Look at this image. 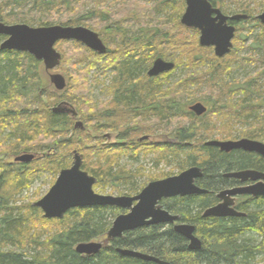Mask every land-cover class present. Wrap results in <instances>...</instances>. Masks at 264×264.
Wrapping results in <instances>:
<instances>
[{
  "label": "trees",
  "instance_id": "obj_1",
  "mask_svg": "<svg viewBox=\"0 0 264 264\" xmlns=\"http://www.w3.org/2000/svg\"><path fill=\"white\" fill-rule=\"evenodd\" d=\"M230 1L237 4L233 14H247L246 23L261 28L251 48L264 51V26L250 8L252 2L257 6L261 3L211 0L224 13L230 12ZM185 8V0H0V22L37 27L85 26L99 33L108 48L101 55L79 42H63L67 46L61 51L59 70L67 79V87L54 102L67 100L75 106L85 123L83 130L75 129L67 114L55 113L54 102L44 101L39 60L29 53L0 49V148L11 139L12 152L37 154L31 163L17 164L3 161L2 156L10 151L0 150V264H159L124 255L118 251L120 248L170 264L263 262L257 257L264 253V196L239 199L237 210L245 216L204 214L219 202L216 193L227 182L224 174L251 168L264 172V157L256 153H226L205 145L208 136L217 134L226 139L227 133L220 127L221 121L230 122V115L223 112L225 107L235 124L248 127L249 139L264 137V84H259L264 75L249 74L242 82L234 81L233 92H229L228 78L244 61L236 50L218 58L212 48L200 46L196 31L194 39L193 35L189 37L190 29L181 24ZM237 24L242 34L240 22ZM255 28L252 26L251 31ZM248 36H241V41L245 43ZM3 38L0 35V46ZM189 41L194 45L192 49ZM158 57L174 62L175 67L158 77H149L147 71ZM246 62L255 61L249 58ZM182 67L180 78L169 84V77ZM98 84L102 90L97 99L93 88ZM202 88L204 91L198 94ZM217 92L224 103L221 111L212 101ZM104 98L108 99L101 101ZM197 102L208 107L201 117L190 111ZM106 131L117 132L118 142L109 140ZM159 133H166V139L139 141L145 134ZM75 152L82 154L83 170L96 178L95 190L103 194L134 196L149 181L175 175L163 171L158 176L146 174L144 160L154 155L159 157L153 158L155 166L176 162L174 169L179 172L201 167L203 177L197 183L207 193L165 199L161 204L181 222L196 227L202 247L191 250L189 241L173 225L155 224L128 231L122 238L104 244L98 253L84 255L76 251V246L106 238L113 220L123 210L115 206L73 208L63 219H47L35 206L22 212L26 207L17 205V198L32 178L48 173L53 176L52 186L60 171L71 166ZM130 162L137 163L136 167L129 169L126 164ZM17 165H21L20 172ZM139 177L147 179L140 186L136 183ZM42 223L61 227L43 240L45 232L39 228ZM249 232L260 236L261 242L247 239ZM9 246L12 248L8 251L2 250Z\"/></svg>",
  "mask_w": 264,
  "mask_h": 264
},
{
  "label": "water",
  "instance_id": "obj_2",
  "mask_svg": "<svg viewBox=\"0 0 264 264\" xmlns=\"http://www.w3.org/2000/svg\"><path fill=\"white\" fill-rule=\"evenodd\" d=\"M186 9L181 17V24L199 31V42L202 47H214L218 58L228 55L233 49V39L236 26L230 21L248 19L246 14L226 15L211 0H185ZM264 25V11L258 16ZM0 35L6 36L0 49L2 51H18L29 53L42 61L49 72L51 83L58 91L67 86L66 77L62 73H52L62 61V54L56 48L61 40L76 41L99 54L107 53L106 44L99 33L85 26L50 25L34 27L28 24H5L0 22ZM175 63L162 57L154 60L148 71L150 77L159 76L174 69ZM70 108L62 104L53 108L55 113L70 112ZM190 110L198 116L205 114L207 106L202 102L194 103ZM78 123L77 125H80ZM206 145L217 146L224 152L245 150L264 156V142L243 138L240 140L209 141ZM34 154L25 153L17 156L15 162L30 163ZM83 157L76 152L70 168L63 169L49 192L35 203L43 211L47 219H63L73 208L92 206H115L128 211L120 214L114 220L107 233V241L122 238L128 231L154 224H174L175 230L189 241L191 250L202 247L201 239L196 235L193 224L180 223L179 216L164 209L160 202L165 198L207 193L208 190L199 187L196 180L203 176L202 168L192 166L178 175L167 177L149 183L136 196H115L96 193L94 185L96 178L82 169ZM227 177L252 180L255 184L248 187L233 188L221 191L217 196L221 202L205 211L208 217L245 216L235 208V198L239 195L253 197L264 196V173L256 170H243L226 174ZM258 181V182H257ZM104 244L101 242H84L76 246V251L84 255L98 253ZM124 255L137 257L159 264H170L154 256L128 249H118Z\"/></svg>",
  "mask_w": 264,
  "mask_h": 264
},
{
  "label": "rangeland",
  "instance_id": "obj_3",
  "mask_svg": "<svg viewBox=\"0 0 264 264\" xmlns=\"http://www.w3.org/2000/svg\"><path fill=\"white\" fill-rule=\"evenodd\" d=\"M260 3H262L260 6H257V4H254L256 2H252V5H251V9L255 12H253L255 15L254 17L257 18V16H259L263 11H264V0H258ZM228 7H227V10L230 11L228 13H225L227 15H234L232 12L233 11H237V4L234 3L233 1H230L228 2ZM254 8H257V11L254 9ZM241 11V10H240ZM258 19V18H257ZM242 22V23H241ZM247 21L245 20H241L240 21V25H241V29L243 30L242 34H241V30H237L236 32V37L234 38V48L233 50H236L238 52V55L241 56V60H243L244 62H240L233 70V72L231 73L230 77L228 78L229 80V92H233V84H235L234 81H244L245 80V77L249 74H255V73H260V75H264V51L263 50H252L251 48V45H252V42L253 40L260 34L261 32V28L259 26H257L255 23L254 24H247L246 23ZM238 25V24H237ZM236 25V26H237ZM184 26V25H183ZM252 26H255L256 28L252 29ZM186 27V26H185ZM190 29V28H188ZM198 32L197 30H193L192 28L190 29V31L187 32V35L189 37H192L193 35V39L195 38V34H197L196 32ZM247 31H251V32H247ZM190 34V35H189ZM247 34H249V36L247 37V40L245 43H243L241 40L243 38H245V36H247ZM197 41L199 42V32H198V35H197ZM241 36L243 37L241 39ZM6 39V37H5ZM3 42V41H2ZM1 42V43H2ZM62 42V43H61ZM64 41H60L56 44V48L59 52H61L67 45L66 43H63ZM60 43V44H59ZM200 44V43H199ZM193 45L192 43L190 42V45L189 47L191 48ZM201 46V45H200ZM202 47V46H201ZM14 52H17V51H14ZM13 52V53H14ZM175 56L177 55V52L174 53ZM252 59L253 63L251 62H246V59ZM41 62V61H40ZM2 63H0L1 65ZM40 74L43 78V90H45V98H44V101L45 102H48V100H51V102H54L57 100L58 96H59V92L61 91H58L56 90V88L54 87V85L51 83L50 81V76H49V72L46 71L45 69V66L44 64L41 62V65H40ZM184 71V68H179L174 74H172L169 79H168V83L169 84H172L174 81H176L178 78H180V75H181V72ZM51 72H60L62 74H64L61 70H59V68H56L54 69L53 71ZM107 74V73H106ZM108 75L110 76L111 75V72L109 71L108 72ZM107 77V76H105ZM104 76H102V80H103ZM110 77H108L109 79ZM108 82V81H107ZM264 84V78L262 77L259 81V84ZM212 86V85H211ZM94 95L95 97L98 99L99 96H100V93H101V90H102V86H100L99 84L98 85H95L94 86ZM101 89V90H100ZM263 89H264V85H263ZM202 90L204 91V88L202 89H198V94L199 92H202ZM262 91V90H261ZM216 92V91H215ZM260 93H263V92H260ZM215 100H212L214 102V104L218 107L219 111H221V108L224 103L220 102V98L219 97V93L217 92V94L215 93ZM255 98V101H256V97ZM105 99V98H104ZM104 99H102L101 101H105ZM219 101V102H217ZM217 102V104L215 103ZM60 103V102H59ZM58 102H54L52 103L53 104V107H56L59 105ZM225 106V105H224ZM227 107H225V111L224 114H229V120L230 122H222L221 121V124H220V127H221V130L223 132L226 131L227 133V136H224L226 139H221L220 136H217L216 135H212V136H208L209 139L207 140L208 141H211V140H215V139H221V140H240V139H243V138H248L247 137V130H248V127L247 126H244L243 124L241 123H237L235 124L233 122V119L231 118V112H228L227 110ZM217 111V110H216ZM213 121V120H212ZM213 123V122H212ZM216 123V122H215ZM210 124L209 122L207 123V125ZM205 125V124H203ZM123 128V127H121ZM120 128V129H121ZM91 133V132H90ZM200 134H202V132H200ZM164 135V136H163ZM225 135V134H224ZM166 136L167 134L166 133H159L158 135H156L155 137H153V140H161V139H166ZM246 136V137H245ZM264 137L260 138L259 141H262L264 142ZM1 142V141H0ZM165 142H167V140H165ZM170 142V141H168ZM7 146H4V147H1L0 150H4L5 148L10 151L9 152V155H6L4 154L2 157H3V161H13L14 158L16 156H20V155H23L25 153H22V152H18V153H14V151L12 152V150L9 148L10 145H12V141L11 139H7L6 142H4ZM20 149L22 148L21 146L19 147ZM2 153H5V152H2ZM29 154H34L36 157H37V154L35 152H29ZM39 155V153H38ZM73 157H74V154H73ZM73 157H72V161H73ZM153 158H157L156 156L154 157H149V158H145L144 160V166L146 167V171L145 173L146 174H150V175H160V171H163L165 173H173L175 175H178L180 172L178 169H174V166H175V163L176 162H172L171 164L167 165L165 162L161 163L160 166H155L153 164ZM73 164V163H71ZM136 164L137 163H128L126 164L128 166V168L130 169L131 167H136ZM23 167V166H22ZM17 170L20 172V168H21V165H17ZM25 168V167H24ZM24 168H22V172L24 171ZM160 169V170H159ZM245 170H249V169H245ZM24 173V172H23ZM53 177V176H52ZM52 177L47 173H44V174H41V175H35V177L32 178L31 182H30V185L28 188H26L25 190H23L19 196V198H17V205L19 206H25V211L22 210V212H26V210L28 209V206L31 207V206H35V203L41 199L43 196H45L47 194V192H49L50 188H51V181H52ZM147 179L145 178H142V177H139L136 179V183L138 184V186H140L143 182H145ZM258 182V181H257ZM245 183V182H244ZM118 190L121 191L120 188H118ZM99 194H103V193H100ZM126 193L122 194V195H125ZM138 194V193H137ZM135 194V195H137ZM104 195H108L107 193H105ZM111 195H115V196H118V192H115L114 194H111ZM134 195V196H135ZM17 196V197H18ZM129 196V195H128ZM218 205V204H217ZM216 206V205H215ZM36 207V206H35ZM213 207V206H212ZM124 211V210H123ZM124 213H126L124 211ZM115 220V219H114ZM113 220V222H114ZM180 223H183L181 221H178L177 224H180ZM44 223L42 224H39V228H41L42 232H45V234H43V240L47 239L48 236H50L49 234H54L56 230H59L60 229V225L59 224H46L48 227L43 226ZM43 227V228H42ZM47 236V237H46ZM199 237V236H198ZM200 238V237H199ZM246 238L247 239H250L251 241H253L255 244H259L261 242V238L260 236H258L256 233L254 232H249L246 234ZM201 239V238H200ZM92 242H101L103 244H106L108 241H107V236L106 238L105 237H100L99 239L95 240V241H92ZM12 246H9V247H3V251H8L9 249H11ZM33 250H35V248L33 247L32 248ZM258 261H262L263 262L261 264H264V253H260L258 255Z\"/></svg>",
  "mask_w": 264,
  "mask_h": 264
},
{
  "label": "flooded vegetation",
  "instance_id": "obj_4",
  "mask_svg": "<svg viewBox=\"0 0 264 264\" xmlns=\"http://www.w3.org/2000/svg\"><path fill=\"white\" fill-rule=\"evenodd\" d=\"M232 23H235V22H232V21H230V24H232ZM235 24H237V22L235 23ZM214 49V48H213ZM106 54V53H105ZM101 55H104V54H101ZM151 68V67H150ZM149 68V69H150ZM149 69H148V71H149ZM148 71H147V74H148ZM170 72V71H169ZM149 76V75H148ZM160 76V75H159ZM150 77V76H149ZM156 77H158V76H156ZM108 98H105V101L107 100ZM60 104H62L64 107H68V108H70L71 110H70V112L69 111H65V112H63V113H61V114H67L68 115V118H69V120H71V121H73V127L75 128V129H77V130H79V129H84L85 128V123H84V121L82 120V117H80L79 116V114H78V112H77V110H76V108H75V106H73L69 101H67V100H63L62 102H60L59 103V105ZM191 111V110H190ZM192 112V111H191ZM207 113V112H206ZM205 113V114H206ZM195 114V113H194ZM205 114H203V115H205ZM196 115V114H195ZM203 115H201V116H203ZM196 116H198V115H196ZM201 116H198V117H201ZM78 123H81L80 125H77ZM111 133H114V134H111ZM116 133V134H115ZM104 134H107V135H110V138H109V140H111L112 142H118V140H119V137H118V133L117 132H113V131H106ZM153 137H155V135H148V134H145L143 137H141L140 139H139V141H142V142H156V140H153ZM215 140H218V141H225V140H221V139H215ZM236 140H238V139H236ZM236 140H234V141H236ZM159 141V140H158ZM211 141H214V140H211ZM259 141V140H258ZM209 142V141H208ZM207 143V142H206ZM206 143H205V145H206ZM208 146H210V145H208ZM214 147H217V146H214ZM217 148H219V147H217ZM220 149V148H219ZM221 150V149H220ZM240 150V149H239ZM222 151V150H221ZM243 151H245V150H243ZM232 152V151H231ZM246 152H249V151H246ZM226 153H230V152H226ZM250 153H254V152H250ZM257 154V153H256ZM259 155V154H258ZM260 156H262V155H260ZM262 157H264V156H262ZM73 159H74V157H73ZM11 163H15V161L13 160V161H10ZM72 163H73V161H72ZM17 164H20V163H17ZM72 165V164H71ZM199 167V166H198ZM69 168V167H68ZM201 168V167H200ZM203 170V169H202ZM245 170V169H244ZM249 170H256V171H258V172H261V173H264L263 171H261V170H257V169H255V168H251V169H249ZM237 171H243V170H237ZM237 171H233V172H237ZM181 173V172H180ZM229 173H231V172H229ZM227 174V173H226ZM203 177V176H202ZM201 177V178H202ZM224 178L225 179H227V182L224 184V186H222L223 188H221V189H219V191L216 193V196L222 191V190H224V189H233V188H240V187H248V186H251V185H253V184H255L256 182H253L252 180H248V181H245V183H244V181H242L241 179H237V178H233V177H227L225 174H224ZM164 179V178H163ZM200 179V178H199ZM199 179H197L196 180V184L198 185V180ZM159 180V179H158ZM155 181H157V180H155ZM150 183V182H149ZM199 186V185H198ZM200 187V186H199ZM202 188V187H201ZM192 195H199V194H192ZM244 196H248V195H242V196H237L236 198H235V207H236V205H237V203H238V201H239V199L241 198V197H244ZM249 197H251V196H249ZM173 198H175V197H173ZM217 198H218V196H217ZM168 199H170V198H168ZM163 200H165V199H163ZM162 200V201H163ZM218 200H219V202L217 203V204H219L220 202H221V200L218 198ZM161 201V202H162ZM216 204V205H217ZM162 205V204H161ZM163 206V205H162ZM215 206V205H214ZM164 208V207H163ZM164 209H166V208H164ZM236 209H237V207H236ZM167 210V209H166ZM169 211V210H168ZM170 212V211H169ZM173 214V213H172ZM179 221H180V218H179ZM164 225H169V224H164Z\"/></svg>",
  "mask_w": 264,
  "mask_h": 264
},
{
  "label": "bare ground",
  "instance_id": "obj_5",
  "mask_svg": "<svg viewBox=\"0 0 264 264\" xmlns=\"http://www.w3.org/2000/svg\"><path fill=\"white\" fill-rule=\"evenodd\" d=\"M240 3H242V2H240ZM246 3V2H245ZM251 3V2H250ZM262 4V3H261ZM254 9H256V8H254ZM257 20V19H256ZM242 23V22H241ZM237 25V24H236ZM254 27V26H253ZM182 30V29H181ZM182 32V31H181ZM183 32H185V31H183ZM262 33V32H261ZM186 35V34H185ZM190 35V34H189ZM184 37V36H183ZM4 39V38H3ZM143 39V38H142ZM188 39V38H187ZM179 40H180V38H179ZM185 41V40H184ZM197 41V40H196ZM190 42V41H189ZM194 46V45H193ZM199 47V46H198ZM206 48V47H205ZM192 49V48H191ZM194 49V48H193ZM190 51V50H189ZM194 51V50H193ZM194 54V53H193ZM214 56V55H213ZM212 57V56H211ZM173 61H174V59H173ZM209 62V61H208ZM187 65V64H186ZM194 66V65H193ZM191 69V68H190ZM184 75V74H183ZM189 83V82H188ZM257 83V82H256ZM252 84V83H251ZM246 90V89H245ZM236 91V90H235ZM210 101V100H209ZM189 102H191V101H189ZM163 110V109H162ZM242 111H244V110H242ZM248 112H250V111H248ZM159 113V112H158ZM240 113V112H239ZM242 113V112H241ZM169 115V114H168ZM144 121V120H143ZM145 125V124H144ZM144 127V126H143ZM149 127V126H148ZM145 128V127H144ZM155 131V130H154ZM146 132V131H145ZM157 132V131H156ZM137 146V145H136ZM145 146V145H144ZM135 150V149H134ZM153 152V151H152ZM115 154V153H114ZM150 154V153H149ZM155 154V153H154ZM103 155H105V154H103ZM155 156V155H154ZM159 156H161V155H159ZM156 157H158V156H156ZM159 158V157H158ZM161 158V157H160ZM116 159V158H115ZM140 168V167H139ZM160 170V169H159ZM183 171V170H182ZM152 181H154V180H152ZM150 182V181H149ZM224 190H227V189H224ZM224 190H222V191H224ZM216 193V192H215ZM218 199V198H217ZM15 202V201H14ZM215 205V204H214ZM189 245V244H188ZM101 251V250H100Z\"/></svg>",
  "mask_w": 264,
  "mask_h": 264
}]
</instances>
